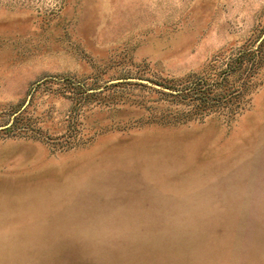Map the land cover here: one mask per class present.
<instances>
[{
    "label": "rangeland",
    "instance_id": "obj_1",
    "mask_svg": "<svg viewBox=\"0 0 264 264\" xmlns=\"http://www.w3.org/2000/svg\"><path fill=\"white\" fill-rule=\"evenodd\" d=\"M0 264H264V0H0Z\"/></svg>",
    "mask_w": 264,
    "mask_h": 264
}]
</instances>
